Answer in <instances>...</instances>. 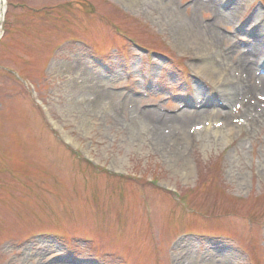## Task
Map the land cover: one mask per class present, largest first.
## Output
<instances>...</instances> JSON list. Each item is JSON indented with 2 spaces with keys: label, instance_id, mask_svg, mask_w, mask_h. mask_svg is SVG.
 <instances>
[{
  "label": "rangeland",
  "instance_id": "374dc122",
  "mask_svg": "<svg viewBox=\"0 0 264 264\" xmlns=\"http://www.w3.org/2000/svg\"><path fill=\"white\" fill-rule=\"evenodd\" d=\"M135 1L8 0L0 41V264H50L58 256L63 264H170V255L185 264H264V118L249 124L234 104L241 135L226 145L198 126L181 134L167 125V150L131 121L140 109L189 116L208 108L206 118L222 123L230 111L193 104L197 83H210L195 73L198 53L181 50L182 31L169 18L179 9L192 31L216 24L223 52L246 43L241 25L257 10L264 16V0L245 1L247 10L231 18L197 0ZM99 91L119 95L118 111L98 103ZM180 234L187 236L173 246Z\"/></svg>",
  "mask_w": 264,
  "mask_h": 264
},
{
  "label": "bare ground",
  "instance_id": "6f19581e",
  "mask_svg": "<svg viewBox=\"0 0 264 264\" xmlns=\"http://www.w3.org/2000/svg\"><path fill=\"white\" fill-rule=\"evenodd\" d=\"M219 1L220 0H197L195 6L214 9L216 17H221L225 14L224 12H227L229 18L234 17L235 12L239 13L245 10V8L246 10L248 8V5L245 7V1L247 0H239V2H235V4L228 9L222 8V3L218 4ZM248 1L251 3L253 0ZM7 2L8 0H0V38L2 36V26L4 23L3 12L6 10ZM135 3V0H128L127 5L128 7H135ZM174 7L169 6L167 10L169 12L175 10ZM170 13L172 14V12ZM182 16H184L183 12L177 9L174 15L175 18H169L171 23L173 22L172 25H177L179 31H182V34L179 35L180 41L182 42L180 45L181 50L187 52L195 49L194 51H196L199 56V62L194 63L193 68L198 75L204 76L210 83L209 87L197 83L196 92L198 101L196 105L205 108L207 107V102L211 101L213 106H219L222 100L221 96H223L225 92L229 93L235 89L238 93H243L242 101H244L243 106L245 107V111L241 117H244V121L246 120L249 124H261L264 118V77L260 76V74L257 75L259 69H256V66L258 63H264V20L260 26L256 24V21L264 18L262 12L260 10L255 11L241 25V31L247 36L246 43L242 44L240 42H235L233 45L226 47L223 52L220 50L222 47L220 43H225V37L221 36L215 30L216 24H207L204 26L199 24V28H197V30L193 29L192 31L191 27L188 26L187 28L186 23L180 21ZM192 36L194 37L193 40L189 39L192 38ZM198 38L199 43H201L199 45L197 42ZM187 43L190 44V46H188ZM228 52H236L235 58L231 59V61H227L230 59ZM117 97H119L117 94L99 91L97 94V101L101 104L105 101H110L111 108L118 111ZM237 98L238 96H236V99ZM224 104L228 106L230 103L225 100ZM208 111V108H206V111L187 112V114H190L189 116H182V114L168 116V114L159 109H144L141 112H134L131 121L136 123L141 129L146 130L148 137H151V141H153L155 146L163 147L165 150L170 149V142H167L170 138L165 131L167 125H171V127L175 128L176 132L179 131L181 134H184L183 132L186 128L190 129L198 126V133L205 131L207 135H211V133L214 135L221 134L222 142L225 145L230 144L229 140L233 138L234 135H241V128H238L236 124V115L232 109L227 115L223 116L224 119L222 123L215 120V124L212 123V119L209 117L206 118L205 115H209L210 113ZM220 113H217V115ZM219 126H223L222 128L225 127L227 132H223ZM189 138L191 137L188 134V139ZM67 139L71 141L69 137ZM176 146L180 148V144H176ZM217 253L218 256H226L222 252ZM185 256L186 255H184V257ZM196 256L195 253L191 254V256L187 258L189 263L193 262ZM211 258H213V255ZM66 259V257L62 256L52 263L63 264L67 262ZM176 260L177 264H185L183 259L181 260L179 256H176ZM212 264L217 263L213 261Z\"/></svg>",
  "mask_w": 264,
  "mask_h": 264
}]
</instances>
